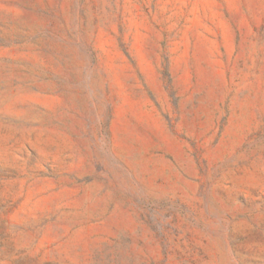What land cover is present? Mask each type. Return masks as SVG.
Listing matches in <instances>:
<instances>
[{"label": "rangeland", "instance_id": "1", "mask_svg": "<svg viewBox=\"0 0 264 264\" xmlns=\"http://www.w3.org/2000/svg\"><path fill=\"white\" fill-rule=\"evenodd\" d=\"M0 264H264V0H0Z\"/></svg>", "mask_w": 264, "mask_h": 264}]
</instances>
